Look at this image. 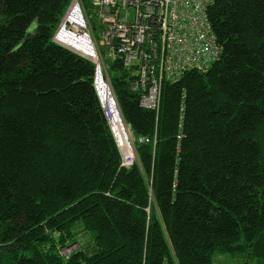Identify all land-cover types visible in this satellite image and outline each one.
Instances as JSON below:
<instances>
[{"label":"trees","instance_id":"obj_1","mask_svg":"<svg viewBox=\"0 0 264 264\" xmlns=\"http://www.w3.org/2000/svg\"><path fill=\"white\" fill-rule=\"evenodd\" d=\"M71 2L0 0V264H264V0L209 7L222 53L166 83L158 113L109 62L145 139L131 167L96 64L54 40Z\"/></svg>","mask_w":264,"mask_h":264},{"label":"built area","instance_id":"obj_2","mask_svg":"<svg viewBox=\"0 0 264 264\" xmlns=\"http://www.w3.org/2000/svg\"><path fill=\"white\" fill-rule=\"evenodd\" d=\"M215 1L72 0L65 17L74 9L77 10L83 20V30H73L83 31L93 43L95 59H90L97 66L96 89L122 152L123 166L131 167L137 161L136 144L145 139H137L126 122L111 76L106 80L111 100L105 102L102 99L97 83L99 70L102 68L106 71L104 77L107 79L109 70L106 61L121 60L134 77L132 88L141 94V107L158 113L166 83L179 81L189 71L207 72L219 59L222 46L208 16V9ZM90 11L100 25V39L94 33L95 26L89 15ZM84 29H91L92 32ZM58 33L59 30L54 40L63 44L58 39ZM77 52L87 57L80 51ZM116 114L125 125L130 151L128 148L124 149L120 142L114 125ZM182 137L183 134L178 136L179 139Z\"/></svg>","mask_w":264,"mask_h":264},{"label":"bare ground","instance_id":"obj_3","mask_svg":"<svg viewBox=\"0 0 264 264\" xmlns=\"http://www.w3.org/2000/svg\"><path fill=\"white\" fill-rule=\"evenodd\" d=\"M82 18L77 10H73L67 17H65L62 26L59 29L58 39L64 45L80 51L85 54L88 58L95 59V54L93 53V43L89 35H85L83 31H76L73 28L82 30ZM74 33H72V32ZM97 83L100 89V95L102 99L107 102L111 100L110 93H108V85L104 77V71L101 68L98 72ZM121 117L116 114L114 117V125L119 133V139L122 143L123 148H128L130 151L128 143V133L126 131L125 125L120 120Z\"/></svg>","mask_w":264,"mask_h":264},{"label":"rangeland","instance_id":"obj_4","mask_svg":"<svg viewBox=\"0 0 264 264\" xmlns=\"http://www.w3.org/2000/svg\"><path fill=\"white\" fill-rule=\"evenodd\" d=\"M89 15L91 16V20L93 22V25L95 26L94 29V33L96 34L97 38L100 39V25L98 24L97 18L96 16L90 11ZM83 30V29H82ZM87 32H92L91 29L87 30L84 29ZM78 31V30H76ZM106 64L108 65V69H109V62L106 61ZM109 74H107V81L109 80L110 76H114V72L112 71V69L110 68L109 70ZM104 74L106 76V71L104 70ZM109 76V77H108ZM82 241V240H81ZM74 246L68 248V249H61V253L63 254H68L70 253L71 250H74L73 248ZM248 259V258H247ZM247 259L245 257H242L241 255H234V256H226V255H221L219 257L216 258L214 264H253V260L249 259V262L247 261Z\"/></svg>","mask_w":264,"mask_h":264},{"label":"water","instance_id":"obj_5","mask_svg":"<svg viewBox=\"0 0 264 264\" xmlns=\"http://www.w3.org/2000/svg\"><path fill=\"white\" fill-rule=\"evenodd\" d=\"M62 23H63V22H62ZM62 23H61V26H62ZM61 26H60V27H61ZM71 49H72V48H71ZM93 53H94V51H93Z\"/></svg>","mask_w":264,"mask_h":264}]
</instances>
